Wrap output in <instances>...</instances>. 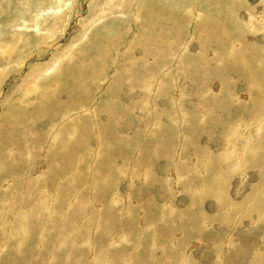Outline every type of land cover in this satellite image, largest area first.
<instances>
[{"label":"rangeland","instance_id":"374dc122","mask_svg":"<svg viewBox=\"0 0 264 264\" xmlns=\"http://www.w3.org/2000/svg\"><path fill=\"white\" fill-rule=\"evenodd\" d=\"M263 16L0 0V264H264Z\"/></svg>","mask_w":264,"mask_h":264},{"label":"bare ground","instance_id":"6f19581e","mask_svg":"<svg viewBox=\"0 0 264 264\" xmlns=\"http://www.w3.org/2000/svg\"><path fill=\"white\" fill-rule=\"evenodd\" d=\"M246 10H248V9H246ZM252 11H253V9H251ZM249 11H250V9H249ZM248 11V12H249ZM252 11H250V12H252ZM249 12V13H250ZM254 12V11H253ZM252 12V13H253ZM258 12V11H257ZM248 13V14H249ZM254 15V14H253ZM256 15H257V13H256ZM255 15V16H256ZM254 16V17H255ZM253 17V18H254ZM252 18V17H251ZM250 18V19H251ZM256 18V17H255ZM253 20V19H252ZM251 20V21H252ZM256 20V19H255ZM263 20H264V16H263ZM263 20H261V21H263ZM253 22V21H252ZM264 22V21H263ZM251 23V22H250ZM253 23H255V22H253ZM261 23V22H260ZM199 27V26H198ZM262 28H264V26L262 27ZM211 32V31H210ZM216 32H218V36H225V37H227V39L229 40V42H231V40H230V38H229V36H228V32H227V29L225 28V26L221 23L220 25H218V28H217V31ZM208 33V31H207V29H205V30H202V31H200L199 30V32H198V35H199V40H203V42L204 43H210L208 40H209V36H207V35H209V34H207ZM261 34H263V33H261ZM196 35V34H195ZM54 36V35H53ZM264 38V37H263ZM150 39V38H149ZM242 42V41H241ZM240 42V43H241ZM201 43V53L202 54H205V50L206 49H204L203 48V43L202 42H200ZM142 45V44H141ZM143 46V45H142ZM206 47V46H205ZM6 49H8V48H6ZM103 50V49H102ZM155 51L153 52V54H150V55H154V54H156L157 53V51H158V48H157V46L155 45V49H154ZM145 52V51H144ZM206 53H207V51H206ZM133 54L134 53H132V58H134V60L136 61L137 60V58H135L134 56H133ZM162 56V55H161ZM163 57V56H162ZM240 57H241V55H240ZM239 57V58H240ZM139 58V57H138ZM168 58V57H167ZM242 58V57H241ZM244 58V57H243ZM151 59V58H150ZM146 60V59H145ZM145 60L143 61V63H142V65L145 63ZM243 60V59H242ZM241 60V61H242ZM58 61V60H57ZM152 62L153 63H155V64H157V61H155V60H152ZM137 63V62H136ZM249 63V62H248ZM133 64V63H132ZM242 64V63H241ZM243 64H246V62L245 61H243ZM242 64V65H243ZM61 65V64H60ZM248 65H250V64H248ZM155 66V65H154ZM61 68V67H60ZM149 68L150 67H144V70H148V74H152L150 71H149ZM249 69V68H248ZM253 71V70H252ZM153 77V78H152ZM149 78H152V79H154V76H151V77H149ZM156 79V78H155ZM146 80H144V82H145ZM145 84V83H144ZM148 84V83H147ZM145 86H146V84H145ZM29 91V90H28ZM48 108V107H47ZM55 119V118H54ZM6 131V130H5ZM6 137V136H5ZM3 141H5V140H3ZM4 143V142H3ZM8 143V142H7Z\"/></svg>","mask_w":264,"mask_h":264}]
</instances>
